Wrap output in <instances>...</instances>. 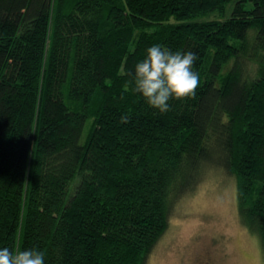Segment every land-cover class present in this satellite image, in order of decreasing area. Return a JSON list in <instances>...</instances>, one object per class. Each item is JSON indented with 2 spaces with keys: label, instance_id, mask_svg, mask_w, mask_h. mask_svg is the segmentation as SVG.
Listing matches in <instances>:
<instances>
[{
  "label": "trees",
  "instance_id": "1",
  "mask_svg": "<svg viewBox=\"0 0 264 264\" xmlns=\"http://www.w3.org/2000/svg\"><path fill=\"white\" fill-rule=\"evenodd\" d=\"M154 44L198 56L165 113L134 91ZM209 168L264 248V0H0V249L148 264Z\"/></svg>",
  "mask_w": 264,
  "mask_h": 264
},
{
  "label": "rangeland",
  "instance_id": "2",
  "mask_svg": "<svg viewBox=\"0 0 264 264\" xmlns=\"http://www.w3.org/2000/svg\"><path fill=\"white\" fill-rule=\"evenodd\" d=\"M148 264H264L259 237L240 222L233 175L207 170L196 190L177 202Z\"/></svg>",
  "mask_w": 264,
  "mask_h": 264
},
{
  "label": "clouds",
  "instance_id": "3",
  "mask_svg": "<svg viewBox=\"0 0 264 264\" xmlns=\"http://www.w3.org/2000/svg\"><path fill=\"white\" fill-rule=\"evenodd\" d=\"M198 56L193 51H175L154 44L147 57L135 66L134 91L142 93L147 103L161 113L170 110V99L194 97L199 87V73L193 70ZM130 117L123 115L121 122ZM0 264H45V253L37 249L12 251L0 249Z\"/></svg>",
  "mask_w": 264,
  "mask_h": 264
}]
</instances>
